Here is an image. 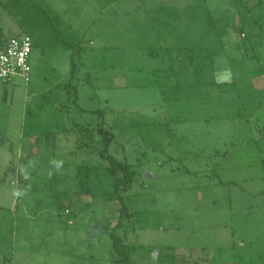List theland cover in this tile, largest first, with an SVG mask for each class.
I'll list each match as a JSON object with an SVG mask.
<instances>
[{
  "label": "rangeland",
  "instance_id": "obj_1",
  "mask_svg": "<svg viewBox=\"0 0 264 264\" xmlns=\"http://www.w3.org/2000/svg\"><path fill=\"white\" fill-rule=\"evenodd\" d=\"M15 33L34 49L29 82L0 85V264L122 257L113 180L82 169L96 116L61 109L72 55L78 105L103 109L110 153L138 172L128 264H264V0H0V38Z\"/></svg>",
  "mask_w": 264,
  "mask_h": 264
},
{
  "label": "trees",
  "instance_id": "obj_2",
  "mask_svg": "<svg viewBox=\"0 0 264 264\" xmlns=\"http://www.w3.org/2000/svg\"><path fill=\"white\" fill-rule=\"evenodd\" d=\"M0 40L2 42H5L7 39L1 37ZM70 46H73V44H70ZM77 61L75 58V55H72V70H71V78L70 81L66 84V89L68 91V95L73 92L74 96L73 98L71 96L65 97L63 102L61 103V109L65 110L66 114L68 117L72 116L73 108L72 106L77 107V111L79 115H82L84 113H87L89 115H92L91 117L93 118L94 121V115L96 116L97 119V125L95 127H92L90 130V135L91 137H96L97 140L95 141V146H93L94 151L96 152V155L100 158L98 163L92 165L91 167H85L83 166L82 169L87 168V171L90 172L93 170L94 172H97L99 170H104L105 173H107L113 180V190L108 192L109 198L112 200H115L116 203L118 204V210H119V215L120 218L116 222L113 227L107 226L110 228V237L113 240V249L120 254L122 257L117 259L118 264H128L132 262V254L136 251V246L130 245L126 243L123 239V237L118 234L119 229H121L124 226V220L126 217H128L131 212H130V207L128 206L127 203H125V194L132 188L138 172H136L135 169H133V166L126 160H118L116 157H114L109 149L110 145L112 144L113 140L115 139L114 133L112 130L106 125V117H105V112L103 109H95V110H85L81 108L78 105V89L76 86H74L73 81L76 78V73H77ZM64 87V89H65ZM70 88L72 91H70ZM64 89H62L64 91ZM72 101V103L70 102ZM83 117V116H82ZM76 131L79 133L78 139L81 141L82 146H90L87 145V142H85V139L82 136L83 131L85 132L88 130L87 128L84 129L82 127H79V125L75 124ZM74 130V129H73ZM84 146V147H85ZM78 181L80 184V189L83 194H92V189L89 183V178L88 174L84 173V170L80 171ZM92 172V171H91ZM67 203H65L66 205ZM64 205V206H65ZM169 250L173 251L172 248L168 247ZM168 249H164L168 250ZM170 256L172 257V260L169 261L168 264H175V258L176 255L173 254ZM180 264H183L180 263Z\"/></svg>",
  "mask_w": 264,
  "mask_h": 264
},
{
  "label": "built area",
  "instance_id": "obj_3",
  "mask_svg": "<svg viewBox=\"0 0 264 264\" xmlns=\"http://www.w3.org/2000/svg\"><path fill=\"white\" fill-rule=\"evenodd\" d=\"M33 39L30 34L20 33L7 38L0 48V85L22 79L26 84L31 79L30 58Z\"/></svg>",
  "mask_w": 264,
  "mask_h": 264
},
{
  "label": "crops",
  "instance_id": "obj_4",
  "mask_svg": "<svg viewBox=\"0 0 264 264\" xmlns=\"http://www.w3.org/2000/svg\"><path fill=\"white\" fill-rule=\"evenodd\" d=\"M74 29H75V32H77V30H79V31L82 32V28H81V29H78V28H75L73 24H70V30H74ZM16 34H19V33L11 34L10 36H12V35H16ZM10 36H9V37H10ZM6 39H7V38H6ZM32 39H33V37H32ZM3 40H4V38H3ZM79 40H80L81 42L83 41L82 38L79 39ZM75 41H76V40H75ZM89 41H90L91 45L94 46V38L90 39ZM3 43H4V42H2V41L0 40V48L2 47ZM33 47H34V41H33ZM33 49H34V48H33ZM33 49H32V50H33ZM80 49H82V47H81ZM32 53H33V51H32ZM31 56H32V55H31ZM31 59H32V57L30 58V63H31V65H32V61H31ZM77 59H78V58H77ZM63 68H64V69L67 68V64L64 63V64H63ZM53 69H54V70H58V69H60V67H59L58 65H56V63H54V64H53ZM61 70H62V69H61ZM62 74H63V76H62V78H60V80L58 81V84L64 83V82H63L64 77H67V75L69 74V71H68L67 73L62 71ZM31 78H32V77H31ZM20 80H22V79H20ZM15 82H16V81H15ZM5 86H6V85H4L3 88H5ZM30 114H31V113H30ZM32 114H34V113H32Z\"/></svg>",
  "mask_w": 264,
  "mask_h": 264
},
{
  "label": "clouds",
  "instance_id": "obj_5",
  "mask_svg": "<svg viewBox=\"0 0 264 264\" xmlns=\"http://www.w3.org/2000/svg\"><path fill=\"white\" fill-rule=\"evenodd\" d=\"M51 164L53 165V167L55 168L56 171H60L63 168V161H61V160H52ZM23 194L24 193H22L20 191H17L14 193V195H16V196H21Z\"/></svg>",
  "mask_w": 264,
  "mask_h": 264
}]
</instances>
